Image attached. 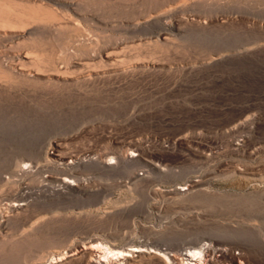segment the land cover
<instances>
[{"label": "rangeland", "instance_id": "rangeland-1", "mask_svg": "<svg viewBox=\"0 0 264 264\" xmlns=\"http://www.w3.org/2000/svg\"><path fill=\"white\" fill-rule=\"evenodd\" d=\"M44 2L60 20L0 26V58L72 60L0 87V264H264V0ZM55 140L110 151L83 174L107 186L35 193L58 169L17 172Z\"/></svg>", "mask_w": 264, "mask_h": 264}, {"label": "bare ground", "instance_id": "bare-ground-1", "mask_svg": "<svg viewBox=\"0 0 264 264\" xmlns=\"http://www.w3.org/2000/svg\"><path fill=\"white\" fill-rule=\"evenodd\" d=\"M44 1L45 0H0V26H6L8 24H14V23L24 25L25 27H26V25H33V26L35 25L36 26L37 24L44 25V24H48L50 22H53L57 19L60 20V14L53 12L51 10L50 11L46 10L43 8V6L45 5ZM138 19H140V18H138ZM10 28H13V27H10ZM17 35L20 36L21 33H19ZM22 36H25V35H22ZM49 55H47V56H49ZM40 56H42V55H40ZM44 58L45 59H43V60L40 58H37V56H36V58H34L27 53L26 54L21 53V54L15 55L14 57H10V58H6V57L2 58L1 57L0 58V79L2 81L0 82V87H8L11 90L16 91V87H18L19 85H23V86L24 85H26V86L38 85L40 81H38L37 79H39V77H42V75H43L42 71L43 70L51 69V71H52V69H53V70H56V72L57 71L60 72L61 69L58 67L59 66L61 67L62 66L61 64L65 63L66 67H68L72 63V60L70 58H68V56L66 57L64 55H52V56H49L47 58L46 57H44ZM25 60H31V61L37 60L39 62V66L34 67V68L32 67V69L31 68L26 69L25 63H24ZM17 63H20L22 66L17 65ZM57 68H58V70H57ZM62 68H63V66H62ZM45 71H47V70H45ZM61 72H63V71H61ZM69 73H70V71H69ZM47 74H48V72H47ZM87 75L89 76V78H93L92 73L88 72ZM40 85H42V83ZM55 86H56V84H55ZM25 89H26V87H25ZM12 105H14V104L12 103ZM30 148H32V147H30ZM129 149H130L129 152L122 153V154H119L118 156H116L118 158L117 160H119L121 162V161L133 159L136 155L135 152L138 149H136L134 147L129 148ZM62 150H63V145H62L60 140H55L52 143V148L50 150H45V149L39 148V157L37 156L38 157L37 159H35L34 157H32V158L29 157V159L23 160L21 168L17 172L18 175H19V173H29L31 171L41 170L44 167H52L53 169L54 168L58 169L59 172L57 175L46 174V173L42 174L41 185L38 187L32 188L35 193H39L40 191H49L50 193H53V194L54 193L64 194L67 192H69L71 194H83V193H87L88 191L90 192L94 188L101 190L107 186V185H105V182L97 181L96 179H94V177L85 178V177H83V174H84V170L86 171V169L90 170V172H92V171L97 172L98 170H104V171L110 172L111 171V165H113L112 159H114L113 157H115V156H111L110 151H107V150L99 151L96 147H94L92 145L84 147L82 149H79L80 151L76 154H69V153L67 154V153H64ZM53 169H52V171H53ZM41 172H42V170H41ZM6 174H8V172L2 171L0 176L5 177ZM105 175H107V174H105ZM180 189H182V188H180ZM185 189L186 188H183L182 190H185ZM10 191H11V188H10ZM15 191L6 193L5 196L4 195L2 196V198L4 197V200H7V202H8L7 207L10 211L20 212V211L25 210L26 207L28 205H30L29 204L30 199L26 198L25 194L16 193ZM20 192H21V190H20ZM6 210H7V208H6ZM10 211H9V213H10ZM7 214H8V212H7ZM4 226H5L4 221L0 220V227L2 228ZM31 232L34 233V231H31ZM136 250H137V248H136ZM204 250H205V253L208 254V250L206 248ZM111 252H112V250H111ZM103 255L105 257L109 258V255L107 256L106 253H103ZM119 255L123 256L124 251H119ZM184 255H186V258H189V261L194 262V260L198 259V261L201 262V260H199L198 254L191 251V250L186 252ZM105 260L106 259H104L101 255H99L98 259L91 258L89 261V264H107L105 262ZM55 262L56 261H54V260H50V262L48 264H57ZM193 264H196V262H194Z\"/></svg>", "mask_w": 264, "mask_h": 264}]
</instances>
